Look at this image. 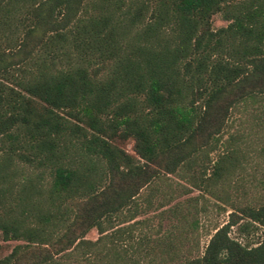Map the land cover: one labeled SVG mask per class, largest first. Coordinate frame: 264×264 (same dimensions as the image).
I'll list each match as a JSON object with an SVG mask.
<instances>
[{"label": "trees", "instance_id": "obj_1", "mask_svg": "<svg viewBox=\"0 0 264 264\" xmlns=\"http://www.w3.org/2000/svg\"><path fill=\"white\" fill-rule=\"evenodd\" d=\"M260 99L264 0H0V237L22 239L0 264H167L193 212L159 232L136 217L140 190L169 173L194 184L232 109ZM20 164L45 171L43 201L39 183L10 201ZM27 202L34 221L8 214ZM228 209L169 264H264V194Z\"/></svg>", "mask_w": 264, "mask_h": 264}, {"label": "rangeland", "instance_id": "obj_2", "mask_svg": "<svg viewBox=\"0 0 264 264\" xmlns=\"http://www.w3.org/2000/svg\"><path fill=\"white\" fill-rule=\"evenodd\" d=\"M210 22L211 26L216 27L224 25L226 20L219 12H215L211 14ZM119 144L130 150V141ZM207 150L208 152L203 154V163L209 162L208 165L205 164L208 167L204 171L199 169L194 178V184L186 173L184 177L181 176L182 174L169 173L162 176L156 186L155 184L146 185L140 190L139 202L146 205L149 201V204L146 205V211L139 213L136 217H148L152 227H157L160 223L159 232L170 222H176L179 213H186L187 208L193 212V217L186 214L188 224L195 226L190 241L183 238V243L179 244L178 255L167 264L182 261L183 255L187 253L188 244L193 245V253L200 251L208 237L207 232L212 231L214 225H220L226 219L230 202L240 203L264 194V99L248 101L233 108L226 124L212 138ZM223 154H226L225 166L221 170V175L214 178L212 164ZM38 170L39 168L20 164L11 173L8 196L13 204L18 201L17 194L25 198L26 192L21 193L20 190L24 188L28 191L31 189L29 187L31 183H39L42 187V193L38 197H35L36 192L28 191L30 195L32 194L31 200L35 201L39 198L43 201V188L48 181V176L44 170L42 175H38ZM181 171H184L183 168L178 173ZM160 189L162 192L168 191L166 196L161 195ZM170 191L171 196L168 198ZM29 206L28 202L22 205L23 210L20 209V205L12 206L8 214L25 218L26 214L31 213L28 219L34 221L36 211L32 208L28 210ZM201 206L203 210H200ZM171 207L172 209L178 207L179 211L176 214L170 213ZM194 207L197 209L195 213ZM161 209H164L163 215L159 216L157 211ZM96 235L94 227L85 233V237L91 239ZM19 241L22 239L3 240L0 237V255Z\"/></svg>", "mask_w": 264, "mask_h": 264}]
</instances>
